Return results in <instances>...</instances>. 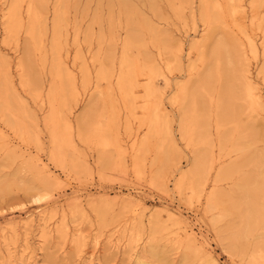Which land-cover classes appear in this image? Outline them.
<instances>
[{"label": "rangeland", "instance_id": "374dc122", "mask_svg": "<svg viewBox=\"0 0 264 264\" xmlns=\"http://www.w3.org/2000/svg\"><path fill=\"white\" fill-rule=\"evenodd\" d=\"M256 206L264 0H0V264H264Z\"/></svg>", "mask_w": 264, "mask_h": 264}, {"label": "bare ground", "instance_id": "6f19581e", "mask_svg": "<svg viewBox=\"0 0 264 264\" xmlns=\"http://www.w3.org/2000/svg\"><path fill=\"white\" fill-rule=\"evenodd\" d=\"M29 11H30V8H29ZM133 44L134 43L132 41V38H128L127 40L124 41L123 50H122V58H123L122 59L123 60L122 65H125L126 60H127L126 59L127 58V50L131 46H133ZM211 58L213 60V66L208 68L207 71L202 75L199 84L193 90V96L191 97L190 94L188 95L187 91L185 93V97L183 99V106L186 105L187 108H186V111L182 112V115L180 116L179 125H180L181 129L184 127V123H185V120H186V117H187V112H189V109L191 108V106H193L196 103L195 96L203 88H205V86L207 84H209V82H211V80H213L215 78L216 74H218L220 72L222 67H223V70H224V74H226L227 76L230 75L231 72H232L231 68H233V66H234V58H233V55H232V52H231L230 48L228 47V45L223 40H220V41H218L216 43V45H215V47L213 49ZM152 68L156 69L154 66H152ZM125 79H126V77H125ZM120 86H122V84ZM231 88H233V87L227 86L226 87V91H230ZM229 100H230L229 97L226 98L224 96V98H222V104L226 105ZM238 104H239V102H238ZM224 113H225V110H224ZM224 116H226V115H224ZM79 124H80V122H79ZM81 127H83V126H81ZM203 128L204 127L201 126L200 127V131ZM81 131H83V130H81ZM202 160L203 159H202L201 156H198L197 158H195V161H194V174H196V175L200 174V172H201V168H202L201 166H202V163H203ZM207 178H210V177H207ZM247 181L248 180H246V182ZM205 182H207V181H205ZM262 209L263 208H261L259 206H256L252 212H247V213L244 212L242 214L239 224L234 227V231H235V235L236 236H234V238L232 240L233 242H237L236 240H238L239 238H242L246 234H248V233H250V232H252V231H254V230H256L258 228L260 220H261L260 218L263 216ZM260 247L264 248V241L260 242Z\"/></svg>", "mask_w": 264, "mask_h": 264}, {"label": "snow or ice", "instance_id": "6c2138e0", "mask_svg": "<svg viewBox=\"0 0 264 264\" xmlns=\"http://www.w3.org/2000/svg\"><path fill=\"white\" fill-rule=\"evenodd\" d=\"M5 7H7V5H5ZM12 7H20L18 5H13ZM7 19V17H6ZM204 264H217L216 260L213 259L211 256L204 262Z\"/></svg>", "mask_w": 264, "mask_h": 264}]
</instances>
